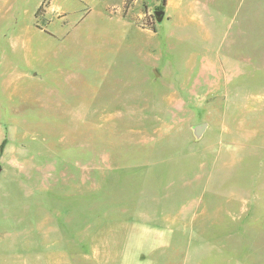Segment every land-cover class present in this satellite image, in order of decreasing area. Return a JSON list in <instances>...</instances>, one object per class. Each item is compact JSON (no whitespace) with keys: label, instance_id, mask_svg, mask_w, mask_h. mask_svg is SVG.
Wrapping results in <instances>:
<instances>
[{"label":"rangeland","instance_id":"rangeland-1","mask_svg":"<svg viewBox=\"0 0 264 264\" xmlns=\"http://www.w3.org/2000/svg\"><path fill=\"white\" fill-rule=\"evenodd\" d=\"M0 166V264H264V0H0Z\"/></svg>","mask_w":264,"mask_h":264},{"label":"water","instance_id":"water-1","mask_svg":"<svg viewBox=\"0 0 264 264\" xmlns=\"http://www.w3.org/2000/svg\"><path fill=\"white\" fill-rule=\"evenodd\" d=\"M165 12L163 10L157 12V16L159 19H161L164 16ZM206 124H198L195 126V131L197 136H201L206 128ZM2 172V168L0 167V174Z\"/></svg>","mask_w":264,"mask_h":264},{"label":"crops","instance_id":"crops-1","mask_svg":"<svg viewBox=\"0 0 264 264\" xmlns=\"http://www.w3.org/2000/svg\"><path fill=\"white\" fill-rule=\"evenodd\" d=\"M249 60V59H248ZM215 67V64H207V68L209 69V70H211L212 72H214L215 70H213V68ZM228 67V69H231L232 67H231V63H229V65L227 66ZM207 74V73H206ZM208 75V74H207ZM207 75H203L202 77H206L207 79H209L210 81H212L213 80V78L211 79L209 76H207ZM210 76L211 77H214L215 76V73H213V74H210ZM202 77H200V78H202ZM208 83V81L206 80V84ZM243 91H244V89H243Z\"/></svg>","mask_w":264,"mask_h":264},{"label":"trees","instance_id":"trees-1","mask_svg":"<svg viewBox=\"0 0 264 264\" xmlns=\"http://www.w3.org/2000/svg\"><path fill=\"white\" fill-rule=\"evenodd\" d=\"M163 1H164V2H166V0H163ZM153 30L155 31V30H156V28L154 27V28H153ZM0 167H1V166H0Z\"/></svg>","mask_w":264,"mask_h":264}]
</instances>
